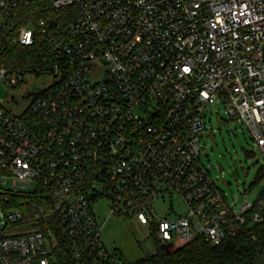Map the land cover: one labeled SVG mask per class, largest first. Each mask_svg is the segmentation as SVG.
Here are the masks:
<instances>
[{
  "label": "built area",
  "instance_id": "1",
  "mask_svg": "<svg viewBox=\"0 0 264 264\" xmlns=\"http://www.w3.org/2000/svg\"><path fill=\"white\" fill-rule=\"evenodd\" d=\"M42 1L52 14L13 42L41 36L56 81L19 115L0 100V186L8 176L37 183L19 202L0 188V264H61L59 245L67 264L109 255L93 208L105 197L109 216L135 222L153 245L219 246L246 222L264 224V189L236 209L199 146L206 108L222 103L264 155V0H0L1 18ZM25 75L0 65L8 87ZM166 197L170 213L176 198L185 212L157 220ZM27 223L45 229L7 235Z\"/></svg>",
  "mask_w": 264,
  "mask_h": 264
},
{
  "label": "rangeland",
  "instance_id": "2",
  "mask_svg": "<svg viewBox=\"0 0 264 264\" xmlns=\"http://www.w3.org/2000/svg\"><path fill=\"white\" fill-rule=\"evenodd\" d=\"M55 81L51 74L37 75L31 72L26 73L23 83L16 87H8L0 81V100L12 113L19 115L33 103L36 95L51 87ZM205 115L206 129L199 141L200 161L226 196L227 202L239 209L245 200L253 201L264 189V179L260 176L264 168V155L251 138L249 129L230 118L222 103L208 106ZM0 188L2 191L18 190L21 194L29 195L37 190V183L27 184L8 176ZM110 204V199L105 197L93 205L98 220L102 223L106 220L101 239L108 252L115 256L121 254L131 262L144 253H154L156 248L151 238H146L135 222L117 215L109 216ZM169 208H172V203L167 197L164 201L156 202L154 218L174 219L176 214L185 212V207L177 198L173 203L174 212L170 213ZM2 214L0 206V219L4 220ZM38 228L33 223L19 224L11 227L7 235L26 234Z\"/></svg>",
  "mask_w": 264,
  "mask_h": 264
},
{
  "label": "trees",
  "instance_id": "3",
  "mask_svg": "<svg viewBox=\"0 0 264 264\" xmlns=\"http://www.w3.org/2000/svg\"><path fill=\"white\" fill-rule=\"evenodd\" d=\"M47 6V2H36L18 10L3 22L0 20V65L20 69L25 73L49 74L51 54L41 36H37L30 46L13 42L19 27L29 22L35 25L39 20L46 19L52 14L53 11L46 10ZM260 176L264 179V168ZM5 194L6 192L0 196L3 197ZM11 198L19 202L23 195L15 194ZM38 226L45 229L43 223ZM154 245L156 248L154 253H144L142 257L132 262L124 259L121 254L116 256L109 254L93 258L91 264H264V224L246 222L237 236L227 239L219 246L210 245L202 237L184 246L172 247L169 251H165L156 238ZM53 256L61 264L70 261V254L62 245L54 249Z\"/></svg>",
  "mask_w": 264,
  "mask_h": 264
},
{
  "label": "water",
  "instance_id": "4",
  "mask_svg": "<svg viewBox=\"0 0 264 264\" xmlns=\"http://www.w3.org/2000/svg\"><path fill=\"white\" fill-rule=\"evenodd\" d=\"M161 246H162V248H163L165 251H169V250L172 248V244H171V243L162 244Z\"/></svg>",
  "mask_w": 264,
  "mask_h": 264
},
{
  "label": "snow or ice",
  "instance_id": "5",
  "mask_svg": "<svg viewBox=\"0 0 264 264\" xmlns=\"http://www.w3.org/2000/svg\"><path fill=\"white\" fill-rule=\"evenodd\" d=\"M186 71H187V69H186Z\"/></svg>",
  "mask_w": 264,
  "mask_h": 264
}]
</instances>
